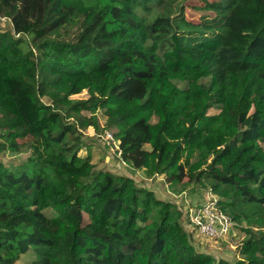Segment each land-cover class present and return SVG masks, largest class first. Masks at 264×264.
I'll return each instance as SVG.
<instances>
[{
  "label": "trees",
  "instance_id": "16d2710c",
  "mask_svg": "<svg viewBox=\"0 0 264 264\" xmlns=\"http://www.w3.org/2000/svg\"><path fill=\"white\" fill-rule=\"evenodd\" d=\"M179 1L0 0V150L29 151L0 160V264H232L176 203L79 155L99 107L124 162L209 188L245 232L234 264H264V0H204L198 23Z\"/></svg>",
  "mask_w": 264,
  "mask_h": 264
},
{
  "label": "rangeland",
  "instance_id": "374dc122",
  "mask_svg": "<svg viewBox=\"0 0 264 264\" xmlns=\"http://www.w3.org/2000/svg\"><path fill=\"white\" fill-rule=\"evenodd\" d=\"M214 1V0H209ZM184 7V14L186 18L195 23L200 22L206 17L213 15L212 11L204 10L201 6L204 5V0H180ZM2 27L6 28L10 25V22L4 17H0ZM23 48H27L23 45ZM208 77L204 78V81H208ZM179 87H187V83L179 80L177 82ZM90 94L87 89H84L81 93L74 94L71 97L74 99H86ZM44 101L49 102L48 97L43 98ZM253 110V107H251ZM220 111L218 106L209 107L206 111V115H215ZM88 117L95 114L98 119V125H90L83 129L84 146L79 151L80 156L90 155L93 164L97 169L110 170L118 174L132 176L136 183L140 186H144L151 189L155 194L162 199H166L176 203L183 210V216L181 222L187 233L190 234L191 242L196 246L199 251L208 252L213 255L217 260L225 259L234 264L242 259L241 246L245 237V232L235 224L227 219V230L221 238H211L203 236L197 228H195L190 221L188 210L206 202L210 198H216L218 195L214 194L209 188L203 187L199 183L192 182L187 188L182 189L181 183L177 182L171 184L165 174H155L148 176L145 172V168L142 170H133L126 162L120 157L119 152V140L115 136L117 128L115 126L107 125V113L106 109L99 107L95 112L84 109L83 112ZM156 118L153 117V120ZM110 133L111 136L108 137ZM261 145L264 147V143ZM150 148V144L146 145ZM29 151L22 150V152L12 154L9 151L0 150V160L7 162L8 165H14L19 161L24 160ZM183 161V160H181ZM185 168H183V171ZM177 189V191L174 190ZM52 212L51 210H49ZM226 216V215H225ZM33 255L25 254L17 261V264H30Z\"/></svg>",
  "mask_w": 264,
  "mask_h": 264
},
{
  "label": "built area",
  "instance_id": "2783aa9c",
  "mask_svg": "<svg viewBox=\"0 0 264 264\" xmlns=\"http://www.w3.org/2000/svg\"><path fill=\"white\" fill-rule=\"evenodd\" d=\"M108 137L111 136L107 133ZM216 198L188 210L191 224L205 237L221 238L227 230L225 215L216 208Z\"/></svg>",
  "mask_w": 264,
  "mask_h": 264
}]
</instances>
